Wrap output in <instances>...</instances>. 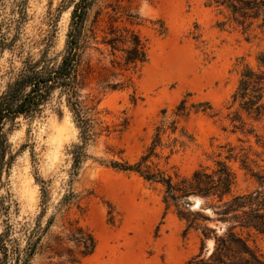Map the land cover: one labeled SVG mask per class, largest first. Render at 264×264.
I'll use <instances>...</instances> for the list:
<instances>
[{"label":"rangeland","instance_id":"1","mask_svg":"<svg viewBox=\"0 0 264 264\" xmlns=\"http://www.w3.org/2000/svg\"><path fill=\"white\" fill-rule=\"evenodd\" d=\"M207 2H96L88 17L95 38L82 57L78 93L98 135L76 177L71 175L70 153L79 143V132L61 90L53 91L41 114L20 117L6 127L9 147L1 193L12 197L15 223L31 225L39 215L40 181L50 192L43 226L70 180L77 195L57 214L34 264H185L199 252V233L185 234V223L174 208L166 211L162 187L112 166L139 160L161 124L168 128L175 120L177 132L168 130L162 137L164 147L153 159L160 169L189 176L231 154L234 193L259 189L251 175H264V118L252 119L233 95L245 67L258 69L264 30L255 22L244 32L226 11L208 7ZM23 6L26 16L18 26L19 39L12 51L0 55L2 90L12 69L18 73L25 62L39 61L57 67L66 48L73 9L66 0H3L0 15L13 29L10 37L17 31L15 21ZM220 22H227L224 28L218 27ZM113 29L139 35L146 63L125 70L122 53L110 55L102 42ZM182 100L189 114L179 118L175 111ZM174 139L184 141V146L179 143L170 155L167 146ZM246 159L248 170L241 166ZM78 227L96 242L94 253L84 259L67 237ZM252 245L264 254V235L253 236Z\"/></svg>","mask_w":264,"mask_h":264},{"label":"trees","instance_id":"2","mask_svg":"<svg viewBox=\"0 0 264 264\" xmlns=\"http://www.w3.org/2000/svg\"><path fill=\"white\" fill-rule=\"evenodd\" d=\"M68 7H73L67 34V42L61 63L52 67L44 61L35 64L25 62L18 73L12 69L5 88H0V264H34L48 232L54 226L58 213L68 208L76 200L73 180L62 197L56 211L45 218L50 202L47 183L40 181V213L31 225L15 223L13 215L17 214L15 204L9 193L3 195L2 173L8 155V138L6 127L24 117L33 119L41 114L53 91L61 90L66 98L73 122L79 132V143L71 151V175L76 177L87 161V148L94 142L98 133L89 108L82 104L79 89V68L85 49L95 37L88 27L90 11L98 0H66ZM0 0V12L2 9ZM24 3V2H23ZM208 7L226 11L229 20L247 32L255 22L264 30V0H208ZM22 7V4H21ZM16 33L10 24H5L0 15V55L12 51L19 39V27L25 19V7L21 8ZM227 22L218 23L224 28ZM102 44L111 56L122 53L125 70L136 69L147 61L146 47L139 35L133 31L119 32L116 29L104 38ZM233 101L240 102L241 109L255 121L264 118V55L258 59V69L246 66L241 73L239 87L233 95ZM186 101L182 100L175 111L176 117L187 116ZM171 130L177 132V122L170 127L163 124L156 127L153 140L143 155L135 163H113V168L135 173L145 182L158 185L163 190V202L166 211L174 208L177 217L185 223V234L194 230L200 235V250L185 264H264V254L252 245L255 235H264V175L252 173L259 189L248 193H234L236 177L229 161L235 159L228 155L225 160L216 161L213 168L200 167L189 176L173 175L153 162L159 158L157 150L163 148L162 137ZM184 141L174 139L167 146L170 155L175 153L178 144ZM169 157V156H168ZM9 159H12L10 157ZM168 159V158H167ZM242 168L248 170L247 159L242 160ZM199 198L201 207L191 209L192 199ZM79 249L80 259L92 255L96 248L93 236L78 227L67 236ZM212 242V247L209 243Z\"/></svg>","mask_w":264,"mask_h":264},{"label":"water","instance_id":"3","mask_svg":"<svg viewBox=\"0 0 264 264\" xmlns=\"http://www.w3.org/2000/svg\"><path fill=\"white\" fill-rule=\"evenodd\" d=\"M201 206V200L199 198H194L192 202V209H198Z\"/></svg>","mask_w":264,"mask_h":264}]
</instances>
